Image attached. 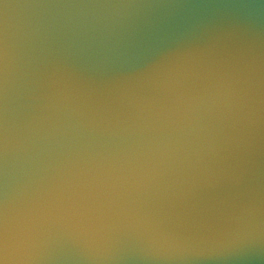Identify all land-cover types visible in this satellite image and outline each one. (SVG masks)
Masks as SVG:
<instances>
[{
  "label": "water",
  "instance_id": "water-1",
  "mask_svg": "<svg viewBox=\"0 0 264 264\" xmlns=\"http://www.w3.org/2000/svg\"><path fill=\"white\" fill-rule=\"evenodd\" d=\"M0 264H264V0H0Z\"/></svg>",
  "mask_w": 264,
  "mask_h": 264
}]
</instances>
